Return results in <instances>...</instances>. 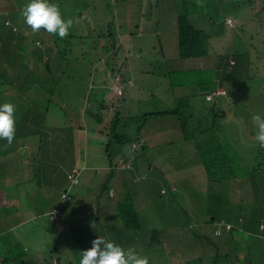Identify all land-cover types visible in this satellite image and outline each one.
<instances>
[{
  "label": "trees",
  "instance_id": "trees-1",
  "mask_svg": "<svg viewBox=\"0 0 264 264\" xmlns=\"http://www.w3.org/2000/svg\"><path fill=\"white\" fill-rule=\"evenodd\" d=\"M61 1L49 0L50 3L59 6L61 15L65 20L72 18V12L77 13L76 7L80 6L79 15L84 12L82 10L88 8V5L83 1L74 0L75 2H72V10L74 11L67 12L61 9L64 7ZM251 1L224 0V3H231L236 11H240L243 4L251 3ZM94 2L93 10H96ZM252 2H255V0ZM258 10L255 15H258L260 11L264 12V0H262L261 9L259 7ZM188 15L189 13H186V10L179 12L176 26L173 27L175 30L174 35L166 48L160 50L161 58H159V61L165 70V74L167 70L169 77L173 74L181 83H185L193 78V84L179 97L177 105L173 110L144 113L142 116H138V118H122L115 115L108 123V132L106 134L108 139L111 140L114 133H117L115 139L121 146L127 148L133 144L134 148L137 145H141V154L139 156H131L133 154L132 148L131 153L127 152L128 155L125 152L120 153L119 150L116 151L114 149L113 143V146L111 145L112 150L109 145L106 146L105 154L110 166L106 178L104 177V182L99 184V191L92 200L82 201L76 207V209H80L82 219L75 222V227L83 228V234L79 233L78 229L73 230V225H69V227L65 224L66 219L60 217L65 204L61 202L58 205L57 201L64 190L63 183L65 184V180H67L66 175L70 172L69 168L75 164L74 157H72L73 142L76 140L73 129H80L82 127L80 126L81 123L78 122L81 120V111L85 113L86 121L88 122L89 119H93V113L88 114V111H93L96 117V112L100 109V105H96L97 93H94V99L89 101L87 99L86 105L82 104L83 92L87 87V80L86 78L83 79L85 75L82 72H85V69L88 67V63H86L88 53L85 51L87 48L85 42L88 39L91 40L88 34L93 36L92 47L94 51L98 49V42L102 35L97 36L91 26L79 33L75 32L71 27L68 30L67 37L63 39L58 35L47 33L44 29L33 32L24 23L23 19L21 20L22 16L19 14V23L21 22L23 26H20L19 23L13 26L10 24L11 33L0 36L1 49L8 50L13 54L16 61H21V64L23 63L21 66H24L22 69L25 72V76H33L30 73V64L36 60L43 66L41 81L37 80L38 83L40 82V91H45L46 95L44 97L47 99H44L46 100L28 97V88L34 87L33 81L29 80V78L26 77L24 85L17 86L14 84L13 78H5L0 75V105L12 103L15 105V109L17 106L23 105L25 107L24 109L22 106L20 114L15 112V136L11 145L8 144L6 139H0V161L4 157L2 154L10 153L16 156V161L19 163V158L23 155L26 157L23 162L28 164V169L36 170L34 173L36 179H39L40 174H43V172L46 173L48 171L51 175L48 177L50 178L49 181L45 183V186H47L45 189H49L55 185L60 186L58 187V191L47 192L45 190L43 192L44 197L41 199L44 204L48 205V207L50 206V210L56 207L58 214L60 212V216H56L55 220H50L48 214V221H44L43 217H45V213H39L35 221L40 222L37 224L38 228H40V233L43 235L53 234L55 236L70 234L72 240L80 244V249L78 250H83L84 247H91L92 241L95 238L97 239L98 236L104 237L106 240L120 246L127 244L131 232H135V229L138 232L144 229L139 219H145V215L142 214L143 209L137 206L140 197L138 180L140 179L141 183L145 185H151V183L145 182L146 179L162 183L163 186L159 187L157 193L159 192L162 196L170 197L169 202L176 204L177 202L174 199L180 197V203L182 195L177 189L171 188L170 185L183 182L190 188V185L193 184H191L189 173L193 175H197L198 173L201 176L198 184L200 185V189L204 190L201 197L206 206L204 210L205 222H196L194 217H192V214L194 215L197 209L195 206L191 209L189 207H182L177 211L171 209L163 210L164 212L161 215L162 222L166 221V225L163 227L166 231L160 232L159 230V232L162 233L163 237H168L167 242L173 247L172 249H178L177 246L180 241L182 243L191 241L195 243L194 246L196 248L188 249L187 251L193 252L195 256L203 258L207 254L213 255L211 264H218L220 257L231 262L233 259L230 256H233L234 253L235 262L240 264L241 260L239 258L241 255L239 254L241 253L237 243L235 245L237 248L233 249L230 254L226 253L225 256H220L219 239H234L233 231H238V225L242 226L241 229H243L244 233L250 234L256 231L259 237L264 239V229L259 228L260 224L264 223V148H261L255 140L257 129L252 122L254 114L264 117V65H261V61L264 60V39H257V43L254 45L238 46V42L234 41L235 31L240 26L246 25L245 22L240 20V16L227 15L220 23H215L213 21L215 17L210 12L207 14L199 12L196 18L194 16L189 18ZM228 16L229 18H234L230 26L226 23ZM259 17H261V13ZM235 20L236 24H234ZM93 23H95L94 20ZM211 27H215L214 32H216V36H225L227 37V41L232 42V44L229 43L231 46L235 44L231 51H223L225 56L222 57L220 62L218 59L209 58L208 43L213 38V35L205 30ZM14 29H17L18 32H15ZM153 31L154 33L157 32L156 29ZM73 38L78 39V47L74 49L71 43L68 44ZM5 39H8L6 45L4 43ZM158 44H160L159 41ZM110 47V45H101L99 53L109 52L110 57H115L116 53L113 49H111L113 53L108 51ZM33 48L37 50L31 53L30 50ZM72 51H76L74 56L77 57H75L77 67L74 70H69L67 68L69 64L65 63L67 54H70ZM27 53L29 54L27 55ZM163 54L168 55L166 56L167 59L162 58ZM213 55L211 54V56ZM251 56L255 59L253 58L252 60ZM23 57L26 58L25 62L22 60ZM204 58H208L211 63L206 64ZM191 59L197 61L196 67L191 69L184 68V63ZM89 60L91 59L89 58ZM104 60L106 59L104 58ZM230 62L233 63L230 64ZM190 70L193 71V74H190ZM70 73L73 76L82 75L83 81L78 78V81L82 83V85H79L82 87V90L77 103H80L81 107L75 104L62 107L60 102H57L58 105H56L51 99H48L49 94H52L54 90L58 92L64 90L66 92L64 88H70L73 80L69 75ZM210 73L216 74L218 84H211ZM19 74L22 76L23 73ZM242 80L244 81V86L238 85L237 82ZM252 84H256L254 86L257 88V91L254 93L251 90ZM230 85H232L234 92L240 91L242 93L244 90H247L250 97L255 98V101H248V105H246L235 98V96H228V90L231 88ZM220 88L223 90L221 96L213 95L209 99H206L207 94ZM259 88L260 91L258 90ZM33 90H35L34 92L39 91L38 84ZM200 95L203 96L205 105L195 106V102L193 101L190 106H186L188 101ZM89 96L92 97V95ZM222 100L226 101L225 111L221 110L220 103ZM18 102L22 105H18ZM252 108L254 110H251ZM239 110L245 116L246 123L234 117L236 114H239ZM229 114L233 115L232 118L228 117ZM50 116H59L60 119L58 118L57 122H60L57 124L48 122ZM151 116L170 118L168 119L169 123L176 126L178 136L173 135L172 130V132H168L169 129L165 128L166 132L162 134L158 132L157 138H150L153 132L147 129L150 126L147 125V122ZM132 119H134L133 122L135 123L133 130H131L132 126L128 122ZM74 120L76 121L75 126L70 125ZM101 134L103 133L101 132ZM108 143L111 144L110 141ZM178 143H180V147H178ZM184 147L187 153L183 152ZM156 148L158 151L154 153ZM112 152L115 153L113 154ZM67 153L70 154L67 155ZM120 157L121 161L119 162H129L124 176V182H126L127 186L120 184L119 186L115 185L113 188L110 185L112 184V174L110 175L113 171L112 159H119ZM118 163H114V165ZM193 167H195V171H192ZM4 168L5 165L0 164V187H3L2 182H5L7 178L3 172ZM16 179L21 180L20 182L25 185V188L28 187V184L33 185L29 183L31 179L27 178L24 180L23 176ZM130 185L134 188L133 199ZM178 187L180 188V184ZM162 189L167 190V195L161 193ZM112 190H114L115 195H113L115 198L114 208L111 209L107 205L103 212L111 214V219L109 218L105 221L106 223H102L101 219L97 216V212L101 209L103 198L107 201L110 200V198H106L105 193H109ZM156 195L153 193L150 199ZM190 197H193V195H190ZM94 200H96V207L92 204ZM170 212L173 213L169 214ZM87 213L89 218H86ZM113 220L114 223L112 222ZM222 220L225 223H221ZM108 221L110 224H107ZM226 223L230 224L229 230L226 229ZM169 224L172 225L169 226ZM191 224L200 225L206 231L204 233L199 232L201 234L199 236ZM208 226L212 227L209 232ZM216 230H219V234L215 233ZM257 230L261 232L258 233ZM103 232L104 234H101ZM163 232L165 233L163 234ZM95 234L96 237L94 236ZM143 234L145 233L143 232L141 235ZM178 234L180 235L179 237ZM90 235L92 236L90 237ZM136 235L138 236V234ZM161 235L159 237H162ZM65 239H69L70 243L73 244L70 237H66ZM164 240L165 238L160 240V242H155V244L150 243V246L161 245V247H164ZM17 241L22 240L18 239ZM17 241L14 246L7 250L0 246V264L11 262L19 264L23 256H26L28 260L24 264L61 263L55 247L50 252L42 250L39 255H36L37 252L31 256L23 253L9 255L10 251L16 246L21 245ZM65 241L67 242V240ZM252 241L248 239L246 243L251 244V247L249 246L247 249L250 252L252 251L251 254L254 256L258 250L252 244ZM230 243L235 242L231 240ZM165 246H167V243ZM22 249L25 250V247H22ZM163 251L164 249H162ZM190 259L188 255L186 257L181 256L180 263L185 264ZM243 260V264H251L252 259L248 256L247 258L243 257ZM148 261L149 264L154 263L153 259H148ZM76 264H80V260Z\"/></svg>",
  "mask_w": 264,
  "mask_h": 264
},
{
  "label": "rangeland",
  "instance_id": "rangeland-1",
  "mask_svg": "<svg viewBox=\"0 0 264 264\" xmlns=\"http://www.w3.org/2000/svg\"><path fill=\"white\" fill-rule=\"evenodd\" d=\"M73 1L74 0H62L61 2L64 7L61 9L66 10L67 12L74 11L72 10ZM81 1L87 4L88 8H86V10H82V12H84L81 15H79L80 6L76 7L77 13L72 12L71 20L73 21V30L79 33L91 26L97 36L102 35L101 39H99L100 41L98 42V46L100 47L101 45H110L111 47L108 49V51L111 52V49H113L116 53L115 57H110L109 52L99 53V47L96 51H94L92 47L93 36L88 34L91 38V40L88 39L85 42V45H87L85 51L88 53L86 62L88 63V67L85 69V72H82V74L85 75L83 79L86 78L87 80V87L83 92L82 104L86 105L87 99L88 101L94 99V93H97L96 105H100V109L96 112L97 116H94V120L89 119L88 122L86 121V118H84V112L81 111V116L83 118H80L81 120L78 122L81 123L80 126L82 127L80 129H73V134H75L74 138L76 140L75 145H73L72 153L77 151V162L74 165L76 166L75 168H78L81 171L80 180L79 184L74 185L69 189L71 193V199L64 201L65 208L61 212V216L60 212L58 214V216L66 219L65 224L67 226L73 225V230L78 229L79 233L83 234V228L75 227V222L82 219L80 209H76V207L80 202L85 201L86 199L92 200L99 191V184L104 182V177L106 178L104 173L108 172L109 170L108 160L105 154L106 146L109 145L110 149L112 150L111 145L113 143L114 146H112L114 149L116 151L119 150L120 153L125 152L128 155L127 152L131 153L132 148L133 154L131 156H139L141 154V145H137V147L134 148L133 144L127 148L121 146L115 139L117 133H114V136H112L111 140L108 139L106 135L108 132V123L115 115L122 118H138V116H142L144 113H158L163 110H173V108H175L177 105L179 97H181L187 88L191 87L193 84V78L185 83H181L175 75L172 74L169 77L167 70L165 74V70L162 68V65L159 61V58H161L160 50L166 48L170 39L174 35L175 30L173 27L176 26V19L179 15V12L186 10V13H189V18H192L193 16L196 18L199 12H203L205 14L210 12L213 17H215V19H213L215 23H220L227 15L232 14L233 16H240V20L245 22L246 25L240 26L238 30L235 31L236 34L234 35V41L238 42V46L242 45L244 47L247 45H254L257 43V39H264V12L260 11L261 17H259L260 13L255 15V13L259 11V7L261 9L262 0H255V2H252V0L251 3L248 2L245 5L243 4L240 11H236L233 4L229 2V4H225L224 0H93L95 1L94 5L96 6V10H93L92 0ZM28 2L29 0H0V36L11 33L10 24L13 26L14 24L16 25L19 23L20 19L18 18L21 9ZM22 19L23 18L21 17V20ZM93 20L95 23H93ZM234 22V24H236V20ZM19 25L23 26L21 25V22ZM227 25L230 26L229 24ZM214 28L215 27H211L205 30L213 35V38H211L208 43L210 54L209 58L218 59L220 62L222 57L225 56L224 52L226 50L231 51L233 49V45L235 44L231 46L232 42L227 41V37L225 36H216ZM154 29L157 30L156 33L153 31ZM14 31L18 32L17 29H14ZM77 40L78 39L73 38L70 40V42H68V44L71 43L74 49L78 47ZM158 41L160 44H158ZM4 43L6 45L8 43V39H5ZM36 50V48H33L30 50V52L34 53ZM75 53L76 51H72L70 54H67L65 64H69L67 67L69 70H74L77 67V64H75V59L77 58L74 56ZM28 54L29 53H27V55ZM211 54L214 55L211 56ZM166 56L168 55L163 54L162 58L167 59ZM227 56H229V54H227ZM0 58L4 59V62L0 64V75L6 78L8 74H12L11 78L14 79L15 85H24L27 76H25V72L22 69L24 66H21L23 63L21 64V61H16L11 52L4 48L1 49V47ZM89 58L91 60H89ZM104 58L106 60H104ZM250 58L253 60L254 57L251 56ZM25 59L26 58L23 57L22 60L25 62ZM204 59L206 64L211 63L209 62L210 60L208 58ZM232 63L233 62H230V64ZM40 64L41 63L38 60H36L34 63H31L30 73L33 76L27 77L29 80L33 81L34 87H36L38 84L39 89L38 92H34V87L28 88V97L38 98L39 100L46 98L44 97V95H46L45 91H40V82L38 83L37 80L39 79L41 81V75L43 76V66ZM184 64V68L191 69L196 67L195 65L197 64V61L191 59ZM261 65H264V60L261 61ZM5 68L8 69L9 73H7V69ZM19 73H23L22 76ZM190 74H193V71H191ZM69 75L73 78L70 88H64L66 89V92L64 90L60 92L54 90L52 94H49L48 99H51L56 105H58L57 102H60L62 107H66L70 104H75L81 107V105H79L80 103H77L80 99V93L82 90V87L79 86L80 84L82 85V83L78 81V78L83 81L82 75L79 74L73 76L72 73ZM210 75L211 84H218L216 74L213 75L210 73ZM237 84L244 86V81H239ZM252 85L253 87H251V90L254 93L257 91V88L254 86L256 84ZM230 87L231 88L228 90V96L233 95L246 105H248V101H255V98L250 97V94L247 90H244L242 93L240 91L234 92L232 85H230ZM258 90L260 91V88ZM89 95H92V97ZM175 96H177V98L173 100ZM193 101L195 102V106L205 105L203 96L200 95L188 101L186 106H190L191 102ZM22 106H17L15 112L20 114L22 112ZM220 106L221 110L225 111L226 101L222 100ZM23 108L25 109L24 106ZM251 110L254 109L252 108ZM232 116L233 115L231 114L228 115L230 118H232ZM234 117L242 120L244 123L247 122L245 116L240 110L239 114H236ZM58 118L59 116H50L48 122L50 121L52 124H57L60 122H57ZM168 119L170 118L159 116H151L148 119L147 125L150 126L147 129H150L153 132L150 138H157V133L160 132V134H162L166 132V129H169L168 132L173 131V135L178 136L176 126L174 124L170 125ZM133 121L134 119L128 121L132 126L131 130H133L135 126ZM75 124L76 121L74 120L70 125L75 126ZM101 132L103 134H101ZM84 138L87 141L86 144L83 143ZM108 141H110L111 144H109ZM180 146V143H178V147ZM157 151L158 149L156 148L154 153ZM183 152L187 153L185 147L183 148ZM112 153L114 154L115 152ZM69 154L70 153H67V155ZM2 155L4 156V159L0 161V164L5 165L3 172L5 171V175L7 177L6 181L2 182L3 190L13 188L11 187L13 183L11 180L18 178L17 172L19 173L18 176L24 177V180L27 178L31 179L29 183L33 185L28 184L27 188H24L22 185L18 188L16 197H18L19 200L14 205L13 202L9 201V195L0 201V246L3 249L11 248L15 245L17 239H19L22 241L17 242L21 245L16 246L12 251L9 252V255L23 253L30 256L34 255L36 252V255H39L41 254L42 250L50 252V250L54 249L55 247V250L57 251L58 257L61 261L60 264H76V262L82 258L81 253L87 249H90L91 247H84L83 250H78L80 249V244L74 242L70 234L62 236H55L53 234L43 235L39 232L40 228H38L37 224L40 222L35 221L36 218L31 221L30 225L23 226V224H17L14 226L19 221H25L26 218L28 216H32L33 213L36 214L37 212L41 211L45 213V210L48 209V205L42 206V203H44L41 199L44 197L43 192L45 190H47V192L58 191V187L60 186L55 185L54 187L45 189L47 188L45 183H47L48 177L51 176L48 171L46 173L43 172V174H40V178L36 179V177H34L36 170L31 168H27L25 170V167H23L20 162L18 163L16 161V156L14 154L8 153ZM119 161H121V157L119 159L113 158L112 168H116L114 163H118ZM17 164H19L20 168L17 167ZM128 164V161H123L121 167H124ZM99 169L102 170V172H100ZM116 170L117 171L113 175V178L116 182L110 184L113 188L117 183L126 185V182L123 181L126 171L124 172L119 168ZM193 170L195 171V167H193L192 171ZM189 174L191 178V184H193L190 185V188L183 182H178L175 185L173 184L175 187H177V189L178 185L180 184L179 192L182 195L180 203V197H176V199H174V201L177 202L176 204L169 202L170 197L162 196L159 192L157 193V191H159V187L163 186L162 183L146 179L145 182L151 183V185H145L141 183L140 179L138 180V186H140V197L137 206L143 209L142 214L145 215V219H139V222L144 229L139 232L135 229V232H131L129 236V242L127 244L121 245L122 248L125 250H127L129 247L134 248L139 256L146 257L149 260L153 259V264H181V256L186 257L187 255L191 259L187 261L186 264H211L210 261L213 258V255L207 254V256L203 258L197 255L195 256V253L193 252L187 251L188 249L190 250L196 248L194 246V242L188 241L186 243H182V241H180L179 245L177 246L178 249H172L173 247L167 242L168 237H163L161 235L162 233H160L162 231H166L163 228L166 225V221L164 223L162 222L161 215L165 209L177 211L182 207H189L191 209L195 206L197 209L194 215L192 214V217H194L196 222H205L204 210L206 209V206L204 205V201L201 197V194L204 193V190L200 189V185L198 184L201 176L198 175V173L197 175H193L192 173ZM181 176L183 175L181 174ZM63 186V188H65L64 183ZM131 190L133 199V186H131ZM113 193L114 190L110 191V193H105L106 198L108 197L110 200L107 201L103 198L101 209L99 212H97V216L99 219H101L102 223H106L105 221L109 219L111 215L108 213H103L105 211V206L108 205L111 207V209L114 208L115 195L113 196ZM153 193L154 195H157L152 196L150 199V196ZM161 193L163 195H167V190L165 189V191H161ZM189 194L193 195V197H190ZM94 203H96V200H94ZM58 205H60L59 201ZM47 211L45 213V217H43L44 221L48 219ZM172 213L173 212H170L169 214ZM86 218H89L88 213L86 214ZM112 222L114 223V220ZM107 224H110V222L108 221ZM171 225L172 224H169V226ZM191 226L196 229V233L199 236H201L199 232L204 233V229H202L200 225L191 224ZM10 227H13V234L6 231L3 232V229L6 230V228L8 229ZM237 227L238 231H233L234 239H219L218 245L220 246V256H225L226 253L230 254L233 249L237 248L235 246L237 243L241 253L239 254L241 255L239 258L241 260L240 264L244 263L243 257L247 258L248 256H250L252 259L251 264H264V239L260 238L256 231L253 232L256 234H248L243 232V229H241L242 226L238 225ZM190 229L192 230V228ZM207 229L209 232L212 227L208 226ZM262 229H264V224H262ZM143 232L145 234L141 235ZM1 233L8 235L2 236ZM135 233L138 234V236ZM164 233L165 232H163V234ZM101 234H104V232ZM92 235H90V237ZM160 235L162 237H159ZM94 236L96 237V234ZM179 236L180 235L178 234V237ZM66 237H70L71 241H73V244L70 243L69 239H65ZM163 238H165L164 244L166 245L167 243V246L164 245V247L162 246L163 248L161 245L150 246V243L155 244V242H160V240H163ZM248 239L253 240L252 244H254L258 250L257 254L254 256L251 254L252 251L250 252L249 249H247L249 246L251 247V244L246 243ZM65 240H67V242ZM231 240H233L235 243H230ZM22 247H25V250H23ZM162 249H164L163 252ZM147 252H149L148 255H146ZM4 253L6 252L4 251ZM230 258L233 259L231 262L220 257L218 264H237L235 262V253L233 256L231 255ZM26 260L27 257L23 256L19 264L28 262V260ZM5 264L14 263L11 262Z\"/></svg>",
  "mask_w": 264,
  "mask_h": 264
},
{
  "label": "clouds",
  "instance_id": "clouds-1",
  "mask_svg": "<svg viewBox=\"0 0 264 264\" xmlns=\"http://www.w3.org/2000/svg\"><path fill=\"white\" fill-rule=\"evenodd\" d=\"M20 14L23 18L24 23L29 26L33 32H37L41 29H44L47 33L52 35H58L61 39L67 37L68 30L72 27L73 24V21L71 19L65 20L61 15L59 6L57 4L50 3L49 0H29V2L21 9ZM226 19H232L233 23L232 17H227ZM222 93L223 90L221 88L217 89L207 94L206 99H209L207 96H221ZM252 122L257 129L255 140L259 143V146L261 148H264V117L259 114H254L252 116ZM14 136L15 105L12 103H4L0 105V139H6L8 144L11 145ZM121 164L122 162H119L117 165H114L116 168H112L113 171L110 173V175L112 174V183L116 182L113 178V175L117 171L116 169L119 168L125 172V169L128 167V165L121 167ZM100 172H102V170H100ZM107 173L108 172H106L105 175ZM116 185L119 186L120 184L117 183ZM170 187L174 190L177 189V187L172 184L170 185ZM177 190L179 191L180 188L178 187ZM65 191L66 189L63 192ZM161 191L163 192L165 191V189H162ZM61 195L59 203L66 201L61 200ZM69 196L71 199V193H69ZM53 209L57 208L54 207ZM53 209H51V212ZM51 212L49 213L51 214ZM221 223L225 222L222 220ZM226 225H229V228H226L227 230H229L230 224L226 223ZM260 227H262V225ZM81 256L82 258L80 260V264H149L148 259L146 257L139 256L134 248L129 247L127 250H125L120 245L108 241L104 237L100 236H98L97 239L92 241L91 248L83 251L81 253Z\"/></svg>",
  "mask_w": 264,
  "mask_h": 264
},
{
  "label": "crops",
  "instance_id": "crops-1",
  "mask_svg": "<svg viewBox=\"0 0 264 264\" xmlns=\"http://www.w3.org/2000/svg\"><path fill=\"white\" fill-rule=\"evenodd\" d=\"M1 62H0V64L1 63H3L4 62V59L3 58H1ZM5 69H7V68H5ZM7 73H9V71H8V69H7ZM19 75V74H18ZM12 77V74H8V76L6 77V78H11ZM170 88V87H169ZM171 89V88H170ZM177 98V96H175L174 98H173V100H175ZM18 105H22L21 103H19L18 102ZM85 110V109H84ZM86 111V110H85ZM87 112V111H86ZM89 113H93V119L92 120H94V112L93 111H88V114ZM85 114V113H84ZM86 116V115H85ZM81 118H83L82 116H81ZM84 118H86V117H84ZM83 143H87V141H85V139L83 140ZM73 145H75V141L73 142ZM77 151H74L73 153H72V157H74V163H76L77 162ZM4 159V157L3 158H1V160H3ZM26 159V157L25 156H21V158H19V160H20V163H21V165L23 166V167H25V170L29 167L28 166V164H26V163H24L23 161ZM17 167L19 168V164H17ZM72 167H76L75 165H72ZM72 167H70L69 168V171H70V169L72 168ZM68 171V172H69ZM67 172V173H68ZM4 173H5V171H4ZM19 175V173L17 172V177L19 178H21V176H18ZM16 176V175H15ZM49 179L50 178H48L47 179V181H49ZM21 180H19V179H13V183H12V186L11 187H13L12 189H8V190H3V188L2 187H0V191H2V192H0V201L1 200H3L4 199V197H7L8 195H9V201H11V202H13V205L19 200L18 199V197H16L17 195V193H18V188L20 187V186H22L23 184H22V182H20ZM2 182V181H1ZM24 186V188H25V185H23ZM65 187H67V181L65 180ZM64 190H65V188H63ZM63 190V191H64ZM62 191V192H63ZM61 192V193H62ZM6 194V195H5ZM61 195V194H60ZM96 196V195H95ZM60 199V198H59ZM86 200H89V199H86ZM85 200V201H86ZM59 201V200H58ZM58 201H57V203H58ZM40 202H42V201H40ZM92 204H94L95 205V207H96V203H94V202H92ZM42 206H45V204L44 203H42ZM53 209V208H52ZM48 210V211H47ZM47 210H45V213H46V211L48 212V214L50 215V213L49 212H51V210H50V206L48 207V209ZM39 213H44V212H37L36 214L35 213H33V215L32 216H28L27 218H26V220L25 221H19V222H17L14 226H16L17 224H23V226H27V225H30V223H31V221L33 220V219H35L36 217H37V215L39 214ZM49 219V218H48ZM48 219L46 220V221H48ZM51 220V219H50ZM55 220V219H54ZM262 222V221H261ZM263 223V222H262ZM264 224V223H263ZM262 224H260V226H261ZM259 226V228H262V227H260ZM9 232V233H14V230H13V227H10V228H6V230L5 229H3V232ZM206 231V229H204V232ZM257 232L258 233H260L261 231H258L257 230ZM253 234H256V233H253ZM1 235L2 236H6V235H8V234H3V233H1ZM18 240V239H17ZM6 250L7 249H9V248H5ZM212 260V259H211ZM211 262V261H210ZM186 264V263H185Z\"/></svg>",
  "mask_w": 264,
  "mask_h": 264
},
{
  "label": "built area",
  "instance_id": "built-area-1",
  "mask_svg": "<svg viewBox=\"0 0 264 264\" xmlns=\"http://www.w3.org/2000/svg\"><path fill=\"white\" fill-rule=\"evenodd\" d=\"M226 22H227V24L231 25L232 19H226ZM218 92H220V91H218ZM207 97L210 98V96H207ZM79 178H80V170L78 168H75V167L72 168L70 170V172L67 174V187H65L66 191L63 192L62 195H61V200L62 201L70 199V196H69L70 191H69V189L71 187H73L74 185H77L79 183ZM57 214H58V210L57 209H53L51 214H50V218L51 219H55ZM226 228L228 229L229 225H226ZM215 233L219 234V230H216Z\"/></svg>",
  "mask_w": 264,
  "mask_h": 264
}]
</instances>
